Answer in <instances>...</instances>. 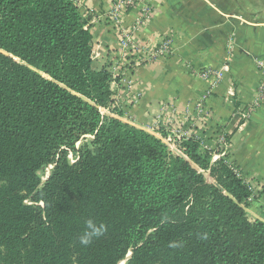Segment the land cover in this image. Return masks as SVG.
I'll list each match as a JSON object with an SVG mask.
<instances>
[{
  "label": "trees",
  "instance_id": "1",
  "mask_svg": "<svg viewBox=\"0 0 264 264\" xmlns=\"http://www.w3.org/2000/svg\"><path fill=\"white\" fill-rule=\"evenodd\" d=\"M89 24L76 0H0V264H264L232 165L102 115L119 78ZM89 219L107 230L85 247Z\"/></svg>",
  "mask_w": 264,
  "mask_h": 264
},
{
  "label": "crops",
  "instance_id": "2",
  "mask_svg": "<svg viewBox=\"0 0 264 264\" xmlns=\"http://www.w3.org/2000/svg\"><path fill=\"white\" fill-rule=\"evenodd\" d=\"M114 2L77 0L90 17L95 69L123 71L120 79L132 84V90L121 80L112 84L118 109L109 115L158 139L172 128L200 139L214 152V161L224 158L239 170L252 192L247 211L264 221V107L245 124L236 116L254 101L264 78L255 64L264 62V0H140L122 16L123 27H131L148 6L151 17L136 32V42L154 49L171 38L173 52L131 71L124 68L129 57L120 45V31L108 19ZM231 38L235 50L229 55ZM227 61L230 71L216 88L198 77V71ZM222 134L234 143L225 157L219 146Z\"/></svg>",
  "mask_w": 264,
  "mask_h": 264
},
{
  "label": "built area",
  "instance_id": "3",
  "mask_svg": "<svg viewBox=\"0 0 264 264\" xmlns=\"http://www.w3.org/2000/svg\"><path fill=\"white\" fill-rule=\"evenodd\" d=\"M77 1V0H76ZM140 3V0H115L113 4V8L111 9L108 19L119 29L120 31V45L124 51H126V55L129 57L127 62L124 64V68H128V70H137L145 64L157 61L159 59L167 58L172 54V39L168 38L164 40L157 48L150 49L147 47L140 46L138 42L135 40V34L147 22L151 17V9L148 6H145L134 24L129 27H123L121 22V18L127 12L136 7V5ZM228 54L231 55L235 50V42L233 38H231L227 45ZM257 68L264 74V62L257 59L255 61ZM230 71V64L228 61L222 65L220 68H206L201 71H198V77L202 80L211 82V88H216L219 86L223 80L225 79V75ZM113 77L115 79L121 80L120 76L123 74V71L114 70L112 72ZM121 81L126 82V80L122 79ZM126 86L129 90H132V84L130 82H126ZM211 90H209L203 100L205 101L211 94ZM139 95H135L134 100L137 101ZM203 102V101H202ZM202 102L198 104V109L202 108ZM264 107V78L259 82L257 88V96L252 103H250L246 108L239 111L236 116L242 124L247 123L252 115L260 108ZM118 109V104L112 98V102L108 108L101 109V113L103 115L104 112L114 113ZM166 108H163L165 111ZM167 137H162V142L169 147L176 148V150H180V145L187 140L189 137L183 131L178 128H172L167 132ZM203 143V142H202ZM219 146L222 148V157H225L226 154L231 152L234 149V143L229 137L226 135H221L219 139ZM233 170L236 174L240 175L239 170L233 166Z\"/></svg>",
  "mask_w": 264,
  "mask_h": 264
},
{
  "label": "clouds",
  "instance_id": "4",
  "mask_svg": "<svg viewBox=\"0 0 264 264\" xmlns=\"http://www.w3.org/2000/svg\"><path fill=\"white\" fill-rule=\"evenodd\" d=\"M104 224H97L95 221L89 219L85 221V229L79 237V242L82 246H89L95 238L100 237L106 232Z\"/></svg>",
  "mask_w": 264,
  "mask_h": 264
},
{
  "label": "rangeland",
  "instance_id": "5",
  "mask_svg": "<svg viewBox=\"0 0 264 264\" xmlns=\"http://www.w3.org/2000/svg\"><path fill=\"white\" fill-rule=\"evenodd\" d=\"M103 116L104 117H111V118H115V117H112V116H110L109 115V113L108 112H104L103 113ZM115 119H118V120H120L119 118H115ZM121 121V120H120ZM167 132L165 133V137H167ZM87 141L86 140H84L81 144H84V143H86ZM81 144H79V147H80V145ZM169 148V147H168ZM170 149V148H169ZM180 151V153L178 152V151H176L175 150V148H172L171 150H170V152H172L174 155H183L182 154V152H181V150H179ZM69 159H70V161L71 162H74L75 161V157L72 155V154H70V156H69ZM221 159H224V158H221ZM216 161H218V160H216ZM228 162V161H227ZM229 163V162H228ZM230 165H232V163H229ZM51 169H52V167H48L47 169H45L44 171H42L41 173H40V175H41V177H42V179L45 181L47 178H48V176L50 175V171H51ZM251 220H254L253 218H251ZM126 263V261H124V264Z\"/></svg>",
  "mask_w": 264,
  "mask_h": 264
},
{
  "label": "water",
  "instance_id": "6",
  "mask_svg": "<svg viewBox=\"0 0 264 264\" xmlns=\"http://www.w3.org/2000/svg\"><path fill=\"white\" fill-rule=\"evenodd\" d=\"M206 179L209 181V182H213L212 178L209 176V175H206ZM132 254H130L127 258V260H129L131 258Z\"/></svg>",
  "mask_w": 264,
  "mask_h": 264
},
{
  "label": "bare ground",
  "instance_id": "7",
  "mask_svg": "<svg viewBox=\"0 0 264 264\" xmlns=\"http://www.w3.org/2000/svg\"><path fill=\"white\" fill-rule=\"evenodd\" d=\"M121 264H124V262H121Z\"/></svg>",
  "mask_w": 264,
  "mask_h": 264
}]
</instances>
